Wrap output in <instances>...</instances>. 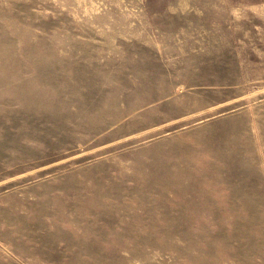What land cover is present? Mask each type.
Listing matches in <instances>:
<instances>
[{
    "label": "rangeland",
    "instance_id": "obj_1",
    "mask_svg": "<svg viewBox=\"0 0 264 264\" xmlns=\"http://www.w3.org/2000/svg\"><path fill=\"white\" fill-rule=\"evenodd\" d=\"M0 264H264V0H0Z\"/></svg>",
    "mask_w": 264,
    "mask_h": 264
}]
</instances>
